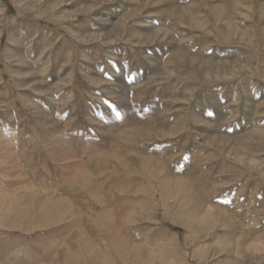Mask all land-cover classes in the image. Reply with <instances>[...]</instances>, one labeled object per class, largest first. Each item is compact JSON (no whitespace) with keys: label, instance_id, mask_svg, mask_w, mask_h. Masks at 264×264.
I'll use <instances>...</instances> for the list:
<instances>
[{"label":"rangeland","instance_id":"1","mask_svg":"<svg viewBox=\"0 0 264 264\" xmlns=\"http://www.w3.org/2000/svg\"><path fill=\"white\" fill-rule=\"evenodd\" d=\"M0 264H264V0H0Z\"/></svg>","mask_w":264,"mask_h":264},{"label":"bare ground","instance_id":"2","mask_svg":"<svg viewBox=\"0 0 264 264\" xmlns=\"http://www.w3.org/2000/svg\"><path fill=\"white\" fill-rule=\"evenodd\" d=\"M167 15V14H166ZM148 39V38H147ZM146 40V39H145ZM156 40V39H155ZM153 42V41H152ZM211 64V63H210ZM213 65V64H212ZM227 66V65H226ZM201 67V66H200ZM187 202V201H186ZM188 204H189V202H188ZM184 208V207H183ZM197 213V212H196ZM208 213V212H207ZM218 214V213H217ZM194 216V215H193ZM221 217V216H220ZM229 222V221H228Z\"/></svg>","mask_w":264,"mask_h":264}]
</instances>
